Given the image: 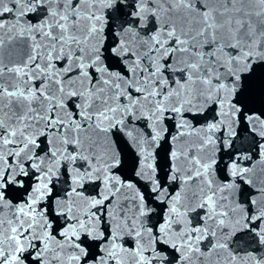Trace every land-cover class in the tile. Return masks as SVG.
<instances>
[{
  "label": "snow or ice",
  "instance_id": "obj_1",
  "mask_svg": "<svg viewBox=\"0 0 264 264\" xmlns=\"http://www.w3.org/2000/svg\"><path fill=\"white\" fill-rule=\"evenodd\" d=\"M257 62L264 0H0V264H264L229 244L242 231L264 246V167L250 176L264 166V114L232 100ZM209 104L205 125L184 118ZM167 113L178 123L165 184L155 148ZM241 114L259 158L242 166L251 151L237 152L221 183L207 153L233 147ZM113 129L151 195L123 177ZM237 178L256 193L246 204L232 197ZM153 200L167 209L150 226Z\"/></svg>",
  "mask_w": 264,
  "mask_h": 264
},
{
  "label": "water",
  "instance_id": "obj_2",
  "mask_svg": "<svg viewBox=\"0 0 264 264\" xmlns=\"http://www.w3.org/2000/svg\"><path fill=\"white\" fill-rule=\"evenodd\" d=\"M7 16V14H6ZM28 19H31L33 22L36 20V16L32 15L25 18V22H27ZM11 23L12 21L9 20ZM254 70L252 72H245L241 74V79L237 84L236 91L234 95L232 96L233 102L237 103L238 106L243 108L245 112H255L257 114H264V83L260 71V67L258 62L254 64ZM113 70H119V68L114 67ZM169 77L171 79H175L176 75L171 72L168 73ZM216 106L213 104H209L207 107L203 109V111L198 113L193 112H186L184 118L186 121L191 124L194 127H199L201 125H205L207 122L213 119L216 113ZM172 113H167L166 118L164 122L162 123L161 127L165 128L166 131L163 133L161 140L159 141V146L155 148V152L158 153L156 157V161L158 164H160L163 167V172L158 171V177H163V183L168 184L167 181V173L169 171L167 167V156L169 151L174 147V145L171 143V137L176 134V124L178 123L177 119H170L169 117L173 116ZM264 118V116H262ZM138 127L142 128L146 133H151V129L146 128V122L140 121L135 122ZM250 125H247L244 121L243 114H241L240 122L238 126H235L234 130L236 131V136L232 138L233 140V147L232 148H225L220 141H217V144L214 146L213 151H209L207 155L209 157L214 158L217 163L214 165V169L212 172L213 178L216 179L218 182L221 183H227L232 178L228 176L227 173V166L230 165L231 159L235 157V154L237 152H244V151H251L252 154V160L246 161L241 160L239 161L242 166H251L252 163H254L259 157H258V148L253 147V141L260 142L259 136H253L249 133L248 128ZM217 136H220V133L216 134ZM43 139V138H42ZM109 140L112 142L120 153V158L122 161L121 164V172L123 173L124 178L131 179V181L136 184V187L141 192H146V188L148 187L142 179L137 177L135 175V169L131 168V158L132 156L136 155V149L131 145V142L127 139V137L124 135L123 132H120L118 129H113L109 134ZM41 147H44V144L41 145ZM129 153L131 155H129ZM124 161H127V163H124ZM264 167L259 164H257V167L254 169V172L250 174V176L255 179L256 175L260 172V168ZM65 179V173L64 170H61V176L60 180L57 181L54 179L53 183L55 184L54 192H58V194L63 195V191L61 189V185ZM237 183H240L241 187L238 190H235L232 192V197L234 200H238L240 203H247V200L252 196L255 195L254 189H252L249 185L243 184L241 181H239V178H237ZM177 183L168 185L169 191L174 192ZM28 185H26L27 187ZM64 187H67V185H64ZM86 192H88L89 195H95V191L93 190L91 185L86 186ZM24 193L21 192V199L23 198ZM146 195H151L150 192H146ZM55 197H53L54 202ZM159 204L158 201L153 200L152 203L149 204V207L155 208L156 211L152 213V219L148 220L147 223L151 226L156 221V215L159 214L162 218L166 209L167 205H161L160 207H157ZM193 217H196V213L192 214ZM59 219V218H58ZM61 224L63 221H60ZM195 222V220H194ZM101 230H104L105 227H107V220H105V223L102 224ZM107 232H105V235L107 236ZM82 240L86 241L85 246L91 245L95 243V248H90V253H98L103 254L99 252V246L103 243V241H92L90 238L86 236L81 237ZM126 246L132 247L134 242L130 238H125ZM208 244V241L204 242V245L202 247H206ZM230 247L232 250H239L240 254L243 255L245 251H252L255 255L258 257H264V246L259 245L258 243L254 242L252 240L251 234H245L242 231H237L236 235L232 237L229 241ZM171 251V249H169ZM222 256H226L227 253L221 251ZM93 260V255H89L87 261L85 264H91ZM26 264H31V261L26 262ZM174 264V262H173ZM205 264H209L208 261H205ZM211 264H215V254L212 257Z\"/></svg>",
  "mask_w": 264,
  "mask_h": 264
}]
</instances>
